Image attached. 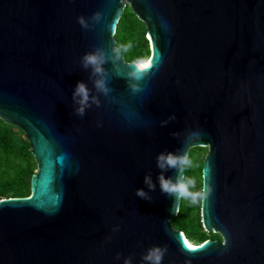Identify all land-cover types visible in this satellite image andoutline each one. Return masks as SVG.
Wrapping results in <instances>:
<instances>
[{
	"label": "water",
	"instance_id": "obj_1",
	"mask_svg": "<svg viewBox=\"0 0 264 264\" xmlns=\"http://www.w3.org/2000/svg\"><path fill=\"white\" fill-rule=\"evenodd\" d=\"M127 4L151 47L137 93L133 61L111 52ZM96 11L83 29L77 17ZM96 47L107 96L80 64ZM77 81L100 100L83 117ZM0 118L25 132L38 165L29 197L0 200V264H142L153 244L167 247L162 264H264V0H0ZM192 128L203 136L189 155L209 148L202 222L222 240L188 249L172 223L182 201L161 192L155 158Z\"/></svg>",
	"mask_w": 264,
	"mask_h": 264
},
{
	"label": "clouds",
	"instance_id": "obj_2",
	"mask_svg": "<svg viewBox=\"0 0 264 264\" xmlns=\"http://www.w3.org/2000/svg\"><path fill=\"white\" fill-rule=\"evenodd\" d=\"M102 18V13L99 11L94 12L90 17L80 15L77 17V22L83 29H89L94 23H98ZM129 46L121 44H113L111 49L112 58L119 59L128 51ZM108 59L105 49L96 47L91 51L85 52L80 57V64L85 69H90V78H93V85L95 89L108 95L110 88L108 87L106 69L104 67ZM146 65L141 60H135L131 63V70L128 72L129 87L133 93H137L143 90L142 85L137 83L145 77ZM73 110L77 116L83 117L86 110L95 104L97 107L100 105V100L96 95L90 94V89L84 81H77L72 93ZM176 119L175 114H170L167 118L160 121V126H166L170 121ZM172 136L177 137L179 133L173 132ZM203 136L202 130L198 128H192L184 133L182 146L175 151L163 150L157 153L155 161L156 167L159 168L160 174L157 177V181L162 193L170 196L174 200L175 208L181 202H188L191 205H199L210 196L213 192V186L206 184L203 175L201 176L198 186L197 180L188 175L187 172L193 167V160L191 159L187 150L193 141L201 139ZM170 169L176 171L175 177L165 176V172ZM144 184L148 189L154 190L156 184L153 182L151 173H146L144 176ZM135 195L151 200L149 192L144 188L135 189ZM118 226L113 228V231H117ZM167 252L165 245L153 244L149 246L141 254L142 264H162L164 256ZM120 258V254L117 253V259ZM122 264H133V258L131 255L123 258ZM185 264H191L190 261H186Z\"/></svg>",
	"mask_w": 264,
	"mask_h": 264
},
{
	"label": "trees",
	"instance_id": "obj_3",
	"mask_svg": "<svg viewBox=\"0 0 264 264\" xmlns=\"http://www.w3.org/2000/svg\"><path fill=\"white\" fill-rule=\"evenodd\" d=\"M131 13L134 15L133 12ZM138 22L142 21L138 19ZM134 25L133 21L130 20V14L124 11L115 35L117 44L128 46V38L133 31ZM129 48L131 52L134 51V48ZM143 51L147 54L149 52V40L147 37H143L138 55H133L130 58L128 51L124 55L127 61H144L142 59ZM194 153L195 151L191 152L192 157ZM37 166L32 154L31 144L25 132L0 118V200L8 197H29L31 194L32 177L35 174ZM200 206H202V203H200ZM188 215L189 210L182 201L180 210L177 216L172 219V222L176 228L185 231L186 236L190 239L193 238V234L186 228ZM208 239L222 240V237L220 234L208 237L201 228L198 240L202 244Z\"/></svg>",
	"mask_w": 264,
	"mask_h": 264
},
{
	"label": "rangeland",
	"instance_id": "obj_4",
	"mask_svg": "<svg viewBox=\"0 0 264 264\" xmlns=\"http://www.w3.org/2000/svg\"><path fill=\"white\" fill-rule=\"evenodd\" d=\"M125 12L130 14V20H132L133 23L135 24L133 31H132L130 37L128 38V46L130 45V47L134 48L133 52H131L130 48L128 49V52L130 53L129 57L131 58L133 55L139 54L138 52L141 49V43H142L143 37H148V32H147L146 24L143 21L138 22L139 17L135 13H134L135 16L132 15L131 12H133V11H132L129 4H127V6L125 8ZM150 53H151V47L149 44V52L147 54L143 51L142 59L146 60L148 58V56L150 55ZM192 151H195L193 157L191 155ZM208 151H209L208 147H194L190 151V157L193 160V167L188 170V175L194 177L197 180L198 186L200 183L201 176L203 175V164H204V160L206 158ZM36 171H37V168H36L35 172ZM184 203H185L187 209L189 210V215H188V218L186 221V228H187V230H189L191 232V234H193V238H190V240L193 243H195V244L200 243V240H198V236H199V232L201 231V228L207 234L208 237L216 234L214 231H208L204 227L203 222H202V211H201L200 204L199 205H191L188 202H184ZM173 225L175 226L174 223H173ZM182 232H184V234H186L185 231H182Z\"/></svg>",
	"mask_w": 264,
	"mask_h": 264
},
{
	"label": "bare ground",
	"instance_id": "obj_5",
	"mask_svg": "<svg viewBox=\"0 0 264 264\" xmlns=\"http://www.w3.org/2000/svg\"><path fill=\"white\" fill-rule=\"evenodd\" d=\"M149 58H147L146 60H144L143 62L144 63H150V61L148 60ZM184 236H185V239H186V241H187V243L188 244H191L192 246H193V248H195V246H199V245H201V244H195V243H193L187 236H186V234H184Z\"/></svg>",
	"mask_w": 264,
	"mask_h": 264
},
{
	"label": "snow or ice",
	"instance_id": "obj_6",
	"mask_svg": "<svg viewBox=\"0 0 264 264\" xmlns=\"http://www.w3.org/2000/svg\"><path fill=\"white\" fill-rule=\"evenodd\" d=\"M145 65H146V69L145 70H147L150 67V63H145ZM184 242L187 245L188 249H193V246L191 244H188L187 241H184ZM200 247H203V246H200Z\"/></svg>",
	"mask_w": 264,
	"mask_h": 264
}]
</instances>
